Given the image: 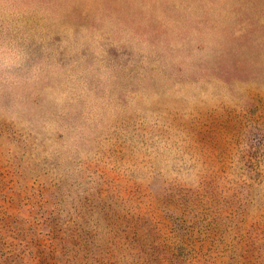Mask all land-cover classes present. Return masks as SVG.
<instances>
[{"label": "rangeland", "instance_id": "obj_1", "mask_svg": "<svg viewBox=\"0 0 264 264\" xmlns=\"http://www.w3.org/2000/svg\"><path fill=\"white\" fill-rule=\"evenodd\" d=\"M0 264H264V0H0Z\"/></svg>", "mask_w": 264, "mask_h": 264}]
</instances>
